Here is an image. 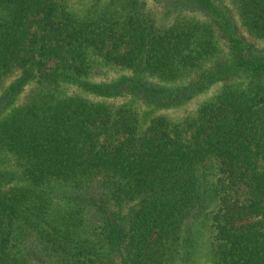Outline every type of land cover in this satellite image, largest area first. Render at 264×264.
Instances as JSON below:
<instances>
[{
  "label": "trees",
  "instance_id": "1",
  "mask_svg": "<svg viewBox=\"0 0 264 264\" xmlns=\"http://www.w3.org/2000/svg\"><path fill=\"white\" fill-rule=\"evenodd\" d=\"M147 1L0 0V264H264V0Z\"/></svg>",
  "mask_w": 264,
  "mask_h": 264
},
{
  "label": "rangeland",
  "instance_id": "2",
  "mask_svg": "<svg viewBox=\"0 0 264 264\" xmlns=\"http://www.w3.org/2000/svg\"><path fill=\"white\" fill-rule=\"evenodd\" d=\"M148 1H149V3L147 4V7L149 6L148 8H153L151 1L150 0H148ZM226 1L228 3H231V0H226ZM258 44L260 47H264V43H261L258 41ZM112 76H113V74H106V75H104V78L109 79ZM221 87H222L221 85H217L214 88H212L208 93L200 96L199 99L191 102L190 104L181 106V107L176 108V109L164 111V112H162V114L167 115L173 119H183L186 116H190V115L194 114V112L200 106V104H202L206 100L211 99L216 93H218L220 91ZM121 102H122L121 100H117V101H114L113 104H120ZM134 105H136V104L134 103ZM202 250L204 253H200V254H198V256H196L198 263L199 264H210V258L207 254L208 252H207L206 246L202 245Z\"/></svg>",
  "mask_w": 264,
  "mask_h": 264
}]
</instances>
